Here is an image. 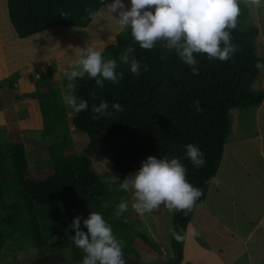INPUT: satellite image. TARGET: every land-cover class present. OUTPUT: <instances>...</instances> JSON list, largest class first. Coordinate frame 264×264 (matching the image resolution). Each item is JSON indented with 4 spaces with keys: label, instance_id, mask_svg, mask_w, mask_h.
Returning a JSON list of instances; mask_svg holds the SVG:
<instances>
[{
    "label": "trees",
    "instance_id": "obj_1",
    "mask_svg": "<svg viewBox=\"0 0 264 264\" xmlns=\"http://www.w3.org/2000/svg\"><path fill=\"white\" fill-rule=\"evenodd\" d=\"M107 1L5 0V5L15 36L27 39L52 28L83 29L92 21L85 9L97 12ZM239 7L237 28L228 29L236 52L227 61L194 54L198 75L180 60L175 50L168 52L159 42L151 50L142 49L133 42L131 30L122 28L113 43L102 48L106 59L117 60L116 71L123 73L119 84L105 80L104 87L98 88L93 79H77L75 95L86 100L89 109L79 114L73 112L71 125L85 136L87 148L109 163L111 171L128 175L135 163L149 156L179 158L187 169V181L203 192L195 205L204 201L218 170L224 142L231 133L230 112H247L263 100L261 90L250 89L262 73L255 64L264 63V57L254 54L258 29L247 24L244 0H239ZM62 13H67V18ZM128 46L135 48L132 55L142 65L147 64L149 71L141 69L137 76L129 65L119 61ZM40 77L43 83L45 80ZM6 80L0 82L1 88ZM93 94L96 99H92ZM34 99L52 174L42 180L32 179L25 148L21 144L0 145V260L6 259V252L29 247L35 254L28 262L49 253H63L72 263L82 262L84 254L73 244L71 236L75 230L69 225L80 215L81 230L87 232L83 219L99 209L113 234L124 242L123 254L133 253L132 242L136 238L157 251L138 220L118 218L114 212L105 210L103 203L109 200L111 190L90 173V160L66 154L68 126L60 92L47 88L44 93L36 92ZM102 101H107L109 111L115 114L95 120L91 107ZM197 101L203 109L200 113L195 107ZM115 103L124 110L115 112L111 108ZM190 143L199 146L205 154L206 163L200 169H195L186 157L185 146ZM192 211L187 216L183 212H171L173 260L181 242L173 238L172 229L184 233ZM51 238L53 242H49Z\"/></svg>",
    "mask_w": 264,
    "mask_h": 264
},
{
    "label": "rangeland",
    "instance_id": "obj_2",
    "mask_svg": "<svg viewBox=\"0 0 264 264\" xmlns=\"http://www.w3.org/2000/svg\"><path fill=\"white\" fill-rule=\"evenodd\" d=\"M244 4L248 11L247 24L258 29L254 54L264 57V5L256 7L245 0ZM77 30L54 28L32 38L18 39L8 23L5 0H0V82L7 78L4 87H0V145L21 144L25 148L32 179L42 180L51 175L34 94L44 93L47 88L58 90L67 116L66 154L90 160V173L111 190L109 200L103 203L105 210L115 212L116 205L127 202L129 209L122 217L138 220L143 233L157 246L155 251L138 238L133 239L134 251L129 257L144 264H264V72L250 88L263 92V103L258 109L230 112L231 133L224 142L218 170L204 201L193 209L184 230L185 239L180 244L179 260L173 263L171 212L161 206L156 212L138 215L131 207L132 192L118 190L119 185L110 184L108 179L113 175L123 182L129 174L121 176L111 171L109 163L97 158L87 148L85 136L71 125L73 111L64 99L63 72L76 58L77 49H82L70 46L81 37ZM40 76L45 80L43 83ZM147 158L135 163L130 174L137 172ZM191 229L198 234L193 235ZM34 254L35 250L29 247L15 249L13 253L6 252V259L0 260V264H27ZM58 255L64 261L55 264H82L70 262L63 253Z\"/></svg>",
    "mask_w": 264,
    "mask_h": 264
},
{
    "label": "clouds",
    "instance_id": "obj_3",
    "mask_svg": "<svg viewBox=\"0 0 264 264\" xmlns=\"http://www.w3.org/2000/svg\"><path fill=\"white\" fill-rule=\"evenodd\" d=\"M245 2L256 7L264 5V0ZM130 5V8H126L123 0H112L104 10L112 17V14H118L120 26L131 30L133 42L142 49L151 50L159 42L168 52L175 50L194 75L199 74L198 60L194 54H206L209 60L227 61L237 50L228 29L237 28L239 0H130ZM85 11L93 21L99 15L90 8ZM61 15L67 18L68 14ZM134 52L135 48L128 46L119 61L129 65L130 71L139 76L141 69L147 72L150 68L135 59L132 55ZM75 55L76 58L63 72L66 80L64 99L72 111L79 114L88 111L89 105L75 95L78 78L93 79L98 88H103L105 80L119 84L123 73L116 71L119 66L117 60L106 59L102 50L89 46L77 49ZM255 67L264 72V63L257 61ZM92 99H96L94 94ZM195 107L198 113L203 111L199 101ZM111 108L115 112L124 110L119 103L112 104ZM91 111L95 120L111 118L115 114L109 111L107 101H102L98 106L93 104ZM185 147L186 157L192 166L202 168L206 163L204 152L191 143ZM186 173L187 169L179 158L157 159L149 156L141 162L138 171L129 174L123 182L118 176L111 175L108 179L110 184L119 185L118 190L132 192L131 207L138 215L156 212L163 206L170 212H183L187 216L203 192L187 181ZM128 209L129 204L121 202L116 205L114 215L119 218ZM81 220L80 215L75 216L69 228L75 230V235L71 236L73 244L84 254L82 264H125L122 252L124 242L113 234L102 214L90 212L88 218L83 219L87 232L81 230ZM190 231L193 235L198 234L195 229ZM172 236L178 243L185 239L183 230L178 232L175 228L172 229Z\"/></svg>",
    "mask_w": 264,
    "mask_h": 264
},
{
    "label": "crops",
    "instance_id": "obj_4",
    "mask_svg": "<svg viewBox=\"0 0 264 264\" xmlns=\"http://www.w3.org/2000/svg\"><path fill=\"white\" fill-rule=\"evenodd\" d=\"M111 2H112V0H109L99 8V10L97 11L99 13V15L97 16L95 21L92 20L87 27L77 30L81 37L79 38L78 41L77 40L75 41V44H71L70 46H72V47L73 46H79L81 48H86V47L91 46L97 50H102V48L106 44L113 43L114 36L122 29V27L120 26L119 21L117 20L119 18L118 14H112L113 15V17H112L107 13V11H105L106 5L111 3ZM123 3L125 4L126 8H130V5H128V0H123ZM52 29H54V28H52ZM72 29H75V28H72ZM45 32H42V33H45ZM38 35H41V33ZM35 36H37V35H35ZM51 45H53V44H51ZM61 56H62V49H61V51L58 52L57 59L59 60ZM69 65H70V63L68 65H66V67H68ZM56 70L60 71V69L58 67L56 68ZM57 77H58V80L61 79V77H59V75ZM260 105H261V103H260ZM260 105H258V106H260ZM192 213H193V211H192ZM170 227H171V225H170ZM176 262H178V260Z\"/></svg>",
    "mask_w": 264,
    "mask_h": 264
},
{
    "label": "water",
    "instance_id": "obj_5",
    "mask_svg": "<svg viewBox=\"0 0 264 264\" xmlns=\"http://www.w3.org/2000/svg\"><path fill=\"white\" fill-rule=\"evenodd\" d=\"M123 259L125 260V264H144L141 262H138L134 259H132L131 257H129L128 255L123 254ZM179 259V251L176 252V256L175 259L173 261L176 262ZM56 261H64L63 257H61L58 254L55 253H49L46 254L44 256L38 257V258H34L33 260H31L30 262H28L27 264H55Z\"/></svg>",
    "mask_w": 264,
    "mask_h": 264
}]
</instances>
